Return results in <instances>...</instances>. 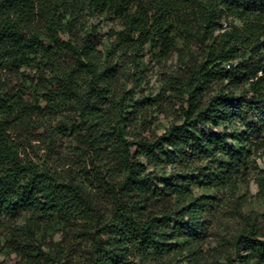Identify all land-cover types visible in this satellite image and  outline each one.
Returning <instances> with one entry per match:
<instances>
[{
	"label": "trees",
	"instance_id": "trees-1",
	"mask_svg": "<svg viewBox=\"0 0 264 264\" xmlns=\"http://www.w3.org/2000/svg\"><path fill=\"white\" fill-rule=\"evenodd\" d=\"M262 148L264 0H0V230L27 215L10 244L33 264L62 256L39 229L74 232L84 264H179ZM247 226L239 263L264 264Z\"/></svg>",
	"mask_w": 264,
	"mask_h": 264
},
{
	"label": "rangeland",
	"instance_id": "rangeland-1",
	"mask_svg": "<svg viewBox=\"0 0 264 264\" xmlns=\"http://www.w3.org/2000/svg\"><path fill=\"white\" fill-rule=\"evenodd\" d=\"M112 25L111 22L102 20L98 27H101L100 32H105ZM227 29H229L228 25L222 27L221 31ZM192 49L196 52L199 51L197 46H192ZM177 63L178 56L177 53H174L155 66L148 75L150 85L156 88L159 82V73L175 68ZM169 120V116L160 115L158 130L160 131L161 127L166 125ZM255 164L258 169L248 171L234 196L222 197L223 194L219 195L218 205L208 215L206 238L195 251L183 252V258L179 264H228L229 259L232 260V264H240L237 255H244L245 249H235L232 246L233 235L242 228H248L247 223L253 220H256V225L264 231V196L258 182L259 171L264 170V148L255 155ZM26 217V214H22L8 229L0 230V264H33L29 259V254L14 250V246L10 244L12 238L24 239L30 234L32 225L27 222ZM71 232L64 235L62 231L51 233V231L43 232L39 229L34 233V244H39L40 249L47 256L56 254L55 243L62 242L58 247L62 256L58 257L59 259L55 257L45 264H84L86 262L85 242L74 236V232ZM7 245H10L11 248L6 247ZM42 261L35 264H44Z\"/></svg>",
	"mask_w": 264,
	"mask_h": 264
},
{
	"label": "built area",
	"instance_id": "built-area-1",
	"mask_svg": "<svg viewBox=\"0 0 264 264\" xmlns=\"http://www.w3.org/2000/svg\"><path fill=\"white\" fill-rule=\"evenodd\" d=\"M227 26V23L226 22H222V27H226ZM229 65H227L228 67Z\"/></svg>",
	"mask_w": 264,
	"mask_h": 264
}]
</instances>
